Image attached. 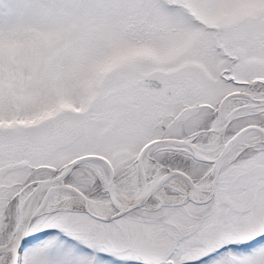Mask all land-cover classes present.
<instances>
[{"label": "snow or ice", "instance_id": "snow-or-ice-1", "mask_svg": "<svg viewBox=\"0 0 264 264\" xmlns=\"http://www.w3.org/2000/svg\"><path fill=\"white\" fill-rule=\"evenodd\" d=\"M0 264H264V0H0Z\"/></svg>", "mask_w": 264, "mask_h": 264}]
</instances>
